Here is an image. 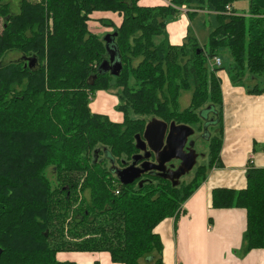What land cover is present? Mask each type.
Wrapping results in <instances>:
<instances>
[{
    "label": "trees",
    "instance_id": "1",
    "mask_svg": "<svg viewBox=\"0 0 264 264\" xmlns=\"http://www.w3.org/2000/svg\"><path fill=\"white\" fill-rule=\"evenodd\" d=\"M138 1L20 0L13 12L0 0V58L7 51L23 55L0 66V264H76L57 254L83 251L107 252L120 264H163L158 225L176 220L219 164L222 91L215 73L209 99L219 106L218 132L205 137L209 160L195 166L193 179L173 185L167 171V177L149 171L125 185L117 177L132 156L144 154L136 136L150 118L190 126L205 118L193 102L178 111L180 90L202 85L204 53L231 54L234 85L245 73L264 76V0H247L244 13L233 8L239 0ZM182 5L189 18L207 15L206 50L193 32L170 43L167 20ZM101 11L121 16L115 33L101 37L88 28L90 14ZM111 55L121 66L117 75L105 70ZM110 87L123 101L118 120L89 106L91 94ZM251 159L242 188L217 186L208 197L215 209L244 210L243 253L264 248V167Z\"/></svg>",
    "mask_w": 264,
    "mask_h": 264
},
{
    "label": "crops",
    "instance_id": "2",
    "mask_svg": "<svg viewBox=\"0 0 264 264\" xmlns=\"http://www.w3.org/2000/svg\"><path fill=\"white\" fill-rule=\"evenodd\" d=\"M152 2L138 1L143 6L163 3ZM104 15L110 19L117 17L114 19L117 26L121 22L117 14L105 12ZM90 22L98 23L93 19ZM175 25L166 34L170 43L181 44L183 41H174L181 37ZM216 75L222 91L223 137L219 164L184 202L178 218L166 219L158 225L163 264H264V248L242 252L246 224L244 210L215 209L210 207L208 200L214 187L239 189L244 186L250 157V165L264 167V92L249 93L242 86L232 84L224 70ZM256 145L259 146L257 151L254 150ZM57 258L76 264H93L95 261L120 264L113 262L107 252H60Z\"/></svg>",
    "mask_w": 264,
    "mask_h": 264
},
{
    "label": "rangeland",
    "instance_id": "3",
    "mask_svg": "<svg viewBox=\"0 0 264 264\" xmlns=\"http://www.w3.org/2000/svg\"><path fill=\"white\" fill-rule=\"evenodd\" d=\"M7 1L10 4V9L13 12H17L19 9V2L20 0H3ZM141 3L146 4L148 3V0H140ZM153 1V2H152ZM152 3L154 2H163V0H151ZM150 3V2H149ZM163 4V3H162ZM233 8L235 12L237 13H244L248 10V1L247 0H239L235 1L233 4ZM105 12H93L90 14V19H93V21L98 22L97 24L88 21V28L94 32L95 34L102 35L103 37L106 33H115L116 30V18L110 19L107 16L104 15ZM111 13V12H107ZM113 14H117L112 12ZM93 15V16H92ZM119 18L121 16L117 14ZM100 18H103L101 20H106V22L111 21L114 23V26H109L107 24H103ZM3 19L0 17V29L2 26ZM208 22L209 19L207 18V15L205 13H198L197 15L189 18L185 12H180L176 16L170 17L167 20L166 28L165 30L168 32L169 29L175 27L178 29V33H181V37L176 41V43H180L182 41H186L185 36L188 33L193 32V35L197 38L199 45L206 50L205 47L207 44V33H208ZM99 25V26H97ZM95 30V31H94ZM205 62H204V74L202 79V85L196 88L193 87L192 82L188 85V88L181 89L180 94L178 97V111L185 110V108H189L190 105H192V102L196 105V111L197 114H203L205 115V118L203 120L199 119L196 124H194L192 129L194 130V134L190 136L188 140L189 143L193 142L192 145L188 143L187 145V152L191 149H193L196 153V161L194 167L186 172L183 176L179 178L177 183L183 182L184 184L188 183L191 179L194 177V168L195 166H198L199 164L207 163L209 160L208 155V140L205 138L206 136L214 135L218 132V128L216 127V121L218 118V104L212 103V101L209 99L210 96V89H209V81H210V75L213 76L215 73H217V68L212 66L210 63H213V57H210L207 55V53H204ZM222 60V65L224 68L223 70L226 72L227 78L230 79V76L233 74V71L231 69L232 67V56L227 50H221L218 55ZM23 58V55L18 51H7L1 58H0V66L4 65L8 62L19 60ZM133 61V64H135L137 61ZM223 75V72L220 73ZM216 76V75H215ZM217 77V76H216ZM218 78V77H217ZM219 79V78H218ZM220 81V80H219ZM232 84H234L232 81H230ZM255 84H257L259 87L264 86V76L263 75H254L250 73H245L244 77L242 78L241 82L239 84H235L236 86H242L245 91H248L251 89ZM198 89V90H196ZM120 89H116L113 87H110L109 89L105 91H96L93 94H91V99L89 100V106L92 107V109H95L97 111H101L103 113H106L112 120H118L120 119L119 111H117L116 106L123 101L119 97ZM100 93L103 95H100ZM199 94V96L193 100V95ZM213 105L214 107H212ZM152 119V118H150ZM149 119V120H150ZM148 120V121H149ZM147 121V122H148ZM169 124V123H168ZM201 124V125H200ZM187 125V124H186ZM202 126V128H201ZM200 127V129H198ZM256 151L259 149V146H255L254 148ZM103 156V154H102ZM110 162L108 161V165ZM216 165V164H214ZM113 168L119 169V165L117 162H112ZM118 171V170H117ZM48 175L50 179H53V174L51 171H48Z\"/></svg>",
    "mask_w": 264,
    "mask_h": 264
},
{
    "label": "water",
    "instance_id": "4",
    "mask_svg": "<svg viewBox=\"0 0 264 264\" xmlns=\"http://www.w3.org/2000/svg\"><path fill=\"white\" fill-rule=\"evenodd\" d=\"M110 61L111 64L105 67V70L109 68L114 75H117L121 68L120 63L114 55L110 56ZM193 133L192 127L186 124H176L173 121L168 124L156 118L150 119L145 125L142 136H136V148L144 154L132 156V162L117 171L118 179L122 184H131L149 171H156L159 176L167 177L166 164L172 159H178L180 165L170 173L172 184L176 185L178 179L195 165V151L193 149L184 151L187 139ZM151 152L155 154V162L147 160ZM143 158L145 160L138 164Z\"/></svg>",
    "mask_w": 264,
    "mask_h": 264
},
{
    "label": "flooded vegetation",
    "instance_id": "5",
    "mask_svg": "<svg viewBox=\"0 0 264 264\" xmlns=\"http://www.w3.org/2000/svg\"><path fill=\"white\" fill-rule=\"evenodd\" d=\"M194 134V133H193ZM192 134V135H193ZM191 135V136H192ZM190 138V136L188 137V139ZM187 139V143H186V145H185V147H184V151L185 152H187V145H188V143H189V141L190 140H188ZM141 153H143L142 151H141ZM142 160V159H141ZM140 160V161H141ZM147 160H149V161H151V162H155L156 161V157H155V154L153 153V152H151V155H150V157H148L147 158ZM140 161H138V164H139V162ZM180 165V160H178V159H172L171 161H169L167 164H166V171L170 174L173 170H176L177 168H178V166ZM155 173H156V171H154ZM149 173V172H148ZM144 174H147V172H145V173H143L142 175H141V177L140 178H138L137 180H141V179H144V177H143V175ZM183 176V175H182ZM179 180V179H178Z\"/></svg>",
    "mask_w": 264,
    "mask_h": 264
},
{
    "label": "built area",
    "instance_id": "6",
    "mask_svg": "<svg viewBox=\"0 0 264 264\" xmlns=\"http://www.w3.org/2000/svg\"><path fill=\"white\" fill-rule=\"evenodd\" d=\"M163 3L164 4H170V0H163ZM227 9H230V6L228 5L227 6ZM180 10L185 12L186 11V6L185 5H182L180 7ZM213 63H210L212 66L216 67V68H220L221 65H222V60L219 56H213ZM218 71H223L222 69L221 70H217V73ZM91 99V98H90Z\"/></svg>",
    "mask_w": 264,
    "mask_h": 264
}]
</instances>
